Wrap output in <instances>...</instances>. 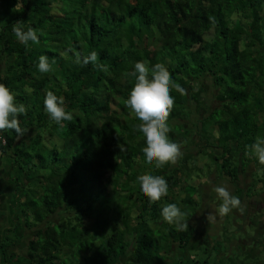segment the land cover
Masks as SVG:
<instances>
[{
	"label": "trees",
	"instance_id": "1",
	"mask_svg": "<svg viewBox=\"0 0 264 264\" xmlns=\"http://www.w3.org/2000/svg\"><path fill=\"white\" fill-rule=\"evenodd\" d=\"M17 26L31 27L38 42L19 43ZM93 51L94 63L77 62ZM40 56L49 60L48 73L36 68ZM136 61L149 75L162 64L184 89L170 90L168 116L181 155L159 169L145 165L139 121L124 106ZM0 84L25 105L23 134L0 130V164L20 175L10 201L18 216L8 232L20 223L21 236L31 232L25 253L2 264H55L63 249L74 264H163L160 242L165 250L185 248L193 229L154 231L168 225L160 207L176 203L186 220L201 200L219 201V181L238 198L242 188L264 184L252 180L264 166L249 153L264 121V0H0ZM49 91L64 99L71 121L48 118ZM203 150L217 176L193 162ZM202 169L206 189L186 177ZM145 174L163 176L167 195L150 203L136 183ZM107 224L112 231L104 234ZM20 239L6 236L0 250Z\"/></svg>",
	"mask_w": 264,
	"mask_h": 264
},
{
	"label": "clouds",
	"instance_id": "2",
	"mask_svg": "<svg viewBox=\"0 0 264 264\" xmlns=\"http://www.w3.org/2000/svg\"><path fill=\"white\" fill-rule=\"evenodd\" d=\"M13 32L19 43L27 45L29 41L38 42L36 32L31 28L13 27ZM97 60L96 52H90L82 60L77 58L78 63L84 65ZM97 67L103 68L102 65ZM36 68L40 73L50 71V63L46 56L38 57ZM129 76L134 78V82L128 90L124 106L129 110L139 123L134 126V131L143 137L144 146L141 149L144 163L156 169L162 168L165 164H174L181 155L180 146L168 136V116L172 110L174 97L170 95V90L174 89L183 95L184 89L177 83L171 81L167 69L162 64L151 66V74L148 68L141 61H136L132 65ZM43 109L48 114V118L57 125L63 121H71L72 113L66 111L64 99L53 92L45 93L43 99ZM25 114V105L16 102L11 91L0 84V130L11 129L17 136L23 134V130L18 124V117ZM250 151L256 161L264 166V136H258L250 145ZM136 183L140 193L145 196L150 203L159 201L168 193V183L161 175L145 174L136 177ZM213 191L218 197V213L220 216L228 214L235 209L242 212L240 200L233 196L223 186H216ZM159 215L162 220L174 225L178 230L183 231L188 225L184 220V213L176 203H167L160 207Z\"/></svg>",
	"mask_w": 264,
	"mask_h": 264
},
{
	"label": "flooded vegetation",
	"instance_id": "3",
	"mask_svg": "<svg viewBox=\"0 0 264 264\" xmlns=\"http://www.w3.org/2000/svg\"><path fill=\"white\" fill-rule=\"evenodd\" d=\"M230 186V194L232 195L233 193L231 192L234 190L231 184ZM241 190L243 191L240 194L239 200L243 211L240 212L234 209L232 210V216L238 217L239 220L245 223L248 220L246 219L247 217H251V215H254V213H258L262 208H264V197L261 199H253L250 195H247V190L245 188H242ZM217 210V205L214 200H201L200 204L197 206L196 212L193 213L190 218L185 220V222H187V225L191 226L193 229V235L190 242L185 248L180 247L177 243H173L169 245L170 247L167 250L160 251V256L165 255V258L161 259L163 261L162 263L165 264L164 260L167 259L168 263L170 264H174L175 262L179 261L182 264H233L235 261H233L234 259L232 258L237 255L236 257L238 260V264H247L245 263V261L246 258L250 255L251 251L252 257L253 255L255 256L257 254L256 250H254L255 248L264 249V216H261L258 221L256 220V225H252V223L250 222L254 233L253 236L245 237L242 239L239 238L237 241H231L229 237H225L224 239L226 240L224 243H226V245L223 248V250H225L224 252L222 251V246L220 247L216 241L213 242L207 240L208 242L206 243L205 238L209 239L211 238V236L217 235L220 231L219 225L221 222H223V218L219 215V213H217ZM261 231L263 232V234H261ZM258 234L261 235L259 236ZM215 244L217 245V247H215ZM229 244L235 245V247L237 246L235 254L231 253V249L230 247H228L231 245ZM22 248H24V246H22ZM202 248L205 251L206 249L210 248L209 250H213V255L210 251H208L205 258L199 259L196 257H191V252L200 251ZM24 253L25 249L19 251V255ZM204 255H206V253ZM10 256H14V254L10 252V249H8L7 251L0 250V264H2L1 262L4 258L8 259ZM256 264H264V257H262V259H258V263Z\"/></svg>",
	"mask_w": 264,
	"mask_h": 264
},
{
	"label": "rangeland",
	"instance_id": "4",
	"mask_svg": "<svg viewBox=\"0 0 264 264\" xmlns=\"http://www.w3.org/2000/svg\"><path fill=\"white\" fill-rule=\"evenodd\" d=\"M261 123L263 124V126H262L261 129L258 130L257 137L258 136H264V121H261ZM249 153H251V151H249ZM208 156H209L208 150H203V154H201L200 157L195 158V160H193V162L194 161L195 162L198 161L196 163L203 169L209 168V167L212 166L213 168H211V170H210V171H212L211 174L214 175V176H217L216 173L218 172V170L216 168L217 167L216 164H215L216 162H214L212 160H209ZM203 169L201 171L200 170H196L197 176L194 175V174H189L188 173V176H186L188 178V180H189L188 183L191 182V181H194L193 184L198 185L200 183L202 186H205V188H206L207 187L206 185H208V183L206 182L205 179L208 177L207 176L208 169L207 170H203ZM246 176H248V175L245 174L243 177H246ZM256 179L257 180L261 179L262 180L261 182L264 183V172H262L261 168H256V171H255V174H254L252 180H256ZM240 181L245 183L246 181H248V179L244 180L240 176ZM263 186H264V184L257 183V181H256L253 186L249 187V191H247V194L251 195V198H253V199L254 198L261 199V198L264 197V194H263L264 191L262 189V188H264ZM255 194H256V197H255ZM213 200L218 201L217 198H214ZM215 203H216L217 209H218V205H219L220 202L218 201V202H215ZM108 206H110V205H108ZM1 212H5V211H1ZM107 212L110 215L111 212H110L109 209H108ZM217 213H218V210H217ZM2 214L3 215H1V217L4 218L6 215H5V213H2ZM134 214H135V211L133 209L130 212V216H129L130 221H132V222L134 220ZM232 215L233 214H232V210H231L228 214L222 216L223 222H221L220 225H219L220 226L219 233L217 235L211 236V238H209V239L205 238L206 243L208 241H213V242L216 241L219 244L220 247L222 246V251L224 252L225 250H223V248L226 245V243H224L225 240H226V239H224L225 237H227V238L229 237V239H231V241H237L239 238L242 239V238H245V237L253 236L254 233H253V230H252V225H256V222L260 219V217L264 216V208H262L258 213H254V215H251V217H247L246 219H248V220L245 223L243 221L239 220L238 217H233ZM112 216L115 218V223H116L119 220V215H116L115 213H113ZM234 216H236V215H234ZM53 218L57 222L58 217H56V215H53ZM5 219L6 218L1 219L0 220V224H3ZM9 219L11 221H15L12 215L11 216L9 215ZM10 220L8 221V223H10V228L9 229H11L14 226L13 223H11ZM199 221H200V219H199ZM250 222L252 223V225H250ZM30 223H34V222L30 221ZM89 223L86 222V226H89L88 225ZM263 223H264V221H263ZM35 224L37 225V223H35ZM149 225L153 226V224H150V223H149ZM34 226L35 225H31L32 228ZM119 226H120V224H119ZM19 228L23 229V227L21 226V223L19 225ZM19 228L15 229L13 234H17ZM172 228H175V226L174 225H169V224L165 225V226H161V225L158 224L157 226H155L154 231H160V233L164 232L161 235H166L168 233V231L172 230ZM110 230H111V227H110L109 224H107L106 226H104L103 233L104 234H106V233L109 234L112 231V230L111 231ZM23 233H24V235L22 236V239L17 244H15L12 248H10V250L17 249V251L18 250L20 251V250L24 249L21 246H24L25 241L28 242V240H29L28 239V234H31V232L28 233L26 231H23ZM261 234H263L262 231H261ZM261 234H258V235L260 236ZM4 238H6V237H4ZM89 242H90V240H89ZM229 245H231V244H229ZM231 246H228V247H230L231 253L235 254L237 246L236 247H235V245H231ZM215 247H217L216 244H215ZM166 248H167L166 244L161 241L160 245H159V249H161V251H164ZM209 249H206V251H205L202 248L200 251L191 252V257H196V258H199V259L205 258L207 256V252L208 251H210L211 254L213 255V250H209ZM237 249H239V248H237ZM254 250H256L257 254L255 256L253 255L251 257V254H252V251H251L250 255L246 258L245 263H247V264H256V263H258V259H262V257H264V249H256L255 248ZM7 253H9V252H7ZM69 253H70V251H69ZM205 253H206V255H204ZM228 254H229V251H228ZM14 256H17V255H14ZM236 256L234 258H232V259H234L233 261H235L233 264H238V260H237ZM58 257H59V261H57L55 264H74L73 259H72V255H70V257H68V254L65 253V249H63V251L58 254ZM2 258H1V260H2ZM159 258L160 259L165 258V255H161ZM164 261H165V264H170V263H168L167 259H165Z\"/></svg>",
	"mask_w": 264,
	"mask_h": 264
},
{
	"label": "crops",
	"instance_id": "5",
	"mask_svg": "<svg viewBox=\"0 0 264 264\" xmlns=\"http://www.w3.org/2000/svg\"><path fill=\"white\" fill-rule=\"evenodd\" d=\"M3 164L2 163L0 164V220L4 219V218H6V219H5L3 224H0V240L6 236H9L10 238H13V239H17V238L22 239V236H21V233L19 232V230H18L17 234H13V235L10 233V231L8 232V229L10 228V223H8V221L10 220L9 215L10 216L12 215L13 218H16L18 216L16 214V212L14 213L11 210L12 205L10 203L11 198H12V194L14 192L13 190L15 187L14 181L18 176L16 177L17 173H14L13 171H9L7 168L2 167ZM250 170H252V169H250ZM18 179H20V175H19ZM228 185L225 183L224 180L218 182V186L225 187L230 193L231 186H230V184H228ZM202 187H203V189H206V188H204V186H202ZM233 190H234V187H233ZM233 192L234 191H232L231 193H233ZM255 197H256V195H255ZM1 211H5V212H1ZM2 213H5V215H6V216L4 215L5 216L4 218L1 217V215H3ZM14 222L15 221H11V223H13V225H14ZM10 252L13 253L14 255L19 254V250L17 251V249L10 250Z\"/></svg>",
	"mask_w": 264,
	"mask_h": 264
}]
</instances>
